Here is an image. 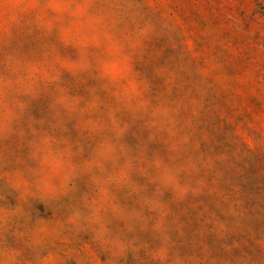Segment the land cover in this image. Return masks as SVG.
<instances>
[{
  "label": "rangeland",
  "instance_id": "rangeland-1",
  "mask_svg": "<svg viewBox=\"0 0 264 264\" xmlns=\"http://www.w3.org/2000/svg\"><path fill=\"white\" fill-rule=\"evenodd\" d=\"M0 264H264V0H0Z\"/></svg>",
  "mask_w": 264,
  "mask_h": 264
}]
</instances>
